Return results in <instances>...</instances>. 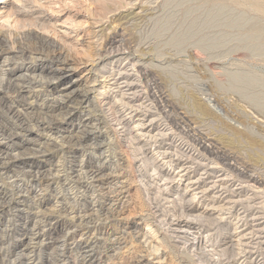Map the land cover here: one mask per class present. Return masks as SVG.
Listing matches in <instances>:
<instances>
[{"label":"rangeland","instance_id":"rangeland-1","mask_svg":"<svg viewBox=\"0 0 264 264\" xmlns=\"http://www.w3.org/2000/svg\"><path fill=\"white\" fill-rule=\"evenodd\" d=\"M0 37L8 57L42 42L67 58L71 70L46 55L8 63L42 68L43 95L62 94L47 83L56 91L78 83L48 109L10 97L44 118L16 143L25 155L45 151L25 170L47 176L37 183L14 172L9 184L0 171V264H24L20 226L36 211L47 233L30 258L41 254L44 264H264V0H0ZM57 132L58 145L46 141ZM39 189L38 205L22 202ZM207 207L216 211L202 215Z\"/></svg>","mask_w":264,"mask_h":264},{"label":"bare ground","instance_id":"bare-ground-1","mask_svg":"<svg viewBox=\"0 0 264 264\" xmlns=\"http://www.w3.org/2000/svg\"><path fill=\"white\" fill-rule=\"evenodd\" d=\"M97 37V36H96ZM112 42V41H111ZM44 44V43H43ZM42 44V42L41 43H39V45H38V47L37 48H34L33 46H31L32 48H30V47H22V46H18L17 47V51L18 52H16L15 53V55H13V56H7V54H6V52H7V49L5 48V42H3V40H2V37H0V58H3V61L1 62V64H0V66H2V68H0V91L2 92V94H4L2 97H0V141H3V140H5L6 142H7V144L6 145H3V143L2 142H0V171L2 172H5V174L4 175H6L4 178L5 179H7L8 181H10V183L9 184H14L17 180L15 179V178H17V174H14V172H17V173H21V175H24L25 177H30V178H32L31 180L32 181H34V182H37L40 178H44V176L46 175L47 176V174H45L46 173V171L45 170H43L42 172H41V169H39L40 171H38V172H35V173H33L34 171L32 170V173H30V171L28 172V170L26 171L25 169L26 168H28L29 166L27 165L26 166V163H29V164H32L34 161H36V160H34V159H42L43 160V158H46L47 157V155H43V153H42V150H41V152H37L36 150H37V148L33 151V152H31V153H27V155H25V151L27 150V148L25 149L24 148V146H19V147H17L18 146V144L16 143L17 141H18V138L19 137H21V136H24V135H28L30 132H32L33 133V131L34 130H37L38 128H40V127H43V123H40L39 124V122H44L42 119H44V118H39V117H33V115L32 116H29V114H28V112H26V111H24L23 110V108L18 104V103H16L13 99H11L10 97L11 96H13L15 99H17V98H22L24 101H25V104H26V106H29V107H31V106H33L34 104L35 105H37V103H41L39 106H44L45 107V109H48V108H50L49 107V103H52L53 101H55V100H57L56 98H57V95H59V96H62V95H65V96H70L71 94L72 95H74V89L73 88H76L77 87V85H78V83L75 81V82H73V83H70L71 85H69V86H67V87H65L63 90L61 89L60 91H56V86L55 85H52V84H50V83H47V88H51L52 89V91H54V92H58V93H62V94H57V95H55V96H51V97H47V96H49V95H46V94H44L43 95V93H41V91L40 90H42V89H45L46 90V82H45V80H44V75L43 76H41L42 74V72H43V69L42 68H36V67H34V65L33 66H30V67H28V68H22V70H20L21 68H19V71H17V69H16V66L15 67H12L11 68V66L10 65H8V63H10L11 61H13V60H20V61H26V60H29V61H33V60H35V59H37L36 57H41V56H47V57H49L52 61H56V62H58L60 65H62L63 67H65V68H67L68 70H71L72 68H71V64H69V61L67 60V58L65 57H63V53L59 50V49H55V50H48V49H46V48H44V45ZM112 44V43H111ZM109 45V44H108ZM26 48V49H25ZM101 48V47H100ZM109 48V47H108ZM28 50V51H27ZM99 52V51H98ZM97 52V53H98ZM102 52V51H101ZM103 53V52H102ZM117 53V52H116ZM121 54V53H120ZM124 54V53H123ZM31 55H32V57H31ZM2 56H4V57H2ZM46 57V58H47ZM121 57V56H120ZM120 59V58H119ZM50 60V61H51ZM98 61H99V59H98ZM16 62V61H15ZM96 62H97V59H96ZM100 62V61H99ZM103 62V61H102ZM107 62V61H106ZM114 62V61H113ZM57 65V64H56ZM116 65V64H115ZM132 65V64H131ZM9 66V67H8ZM91 66V65H90ZM5 67H8V68H5ZM52 67V66H51ZM105 67V66H104ZM132 67H133V65H132ZM102 68V67H101ZM121 68V67H120ZM130 68V67H129ZM49 69V68H48ZM47 69V70H48ZM61 69V68H60ZM100 70V69H99ZM120 70V69H119ZM125 70V69H124ZM128 70V69H127ZM130 70H132V69H130ZM46 71V70H45ZM89 71V70H88ZM102 71V70H101ZM104 71H105V69H104ZM113 71V70H112ZM121 71V70H120ZM100 72V71H99ZM110 72V71H109ZM113 72H115V71H113ZM118 72V71H117ZM37 73V74H36ZM87 73V72H86ZM89 73H90V71H89ZM103 73V72H102ZM120 74H121V72H119ZM53 76H56V75H60L61 76V74H56L55 72L54 73H51ZM119 74V75H120ZM123 74V73H122ZM132 74V73H131ZM87 75V74H86ZM104 75V74H103ZM113 75V74H112ZM117 75H118V73H117ZM109 76V75H108ZM114 76V75H113ZM112 76V77H113ZM128 76V75H127ZM52 77V76H51ZM89 77V76H88ZM102 77V76H101ZM134 77V76H133ZM60 78V77H59ZM84 78V77H83ZM87 78V77H86ZM103 78H104V76H103ZM119 78V77H118ZM65 79V78H64ZM92 79V78H91ZM110 79V78H109ZM116 79V78H115ZM84 80H88V79H84ZM104 80H106V79H104ZM137 80V79H136ZM69 82V81H68ZM107 82V81H106ZM108 82H111V81H108ZM131 82V81H130ZM85 83H86V81H85ZM112 83V82H111ZM121 83V82H120ZM119 83V84H120ZM109 85V84H108ZM117 85V84H116ZM121 85V84H120ZM130 85H131V83H130ZM82 86V85H81ZM91 87V86H90ZM118 87V86H117ZM116 87V88H117ZM121 87V86H120ZM119 87V88H120ZM127 87V86H126ZM134 87V86H133ZM33 88V90H31ZM92 88H93V86H92ZM106 88V87H105ZM104 88V89H105ZM115 88V87H114ZM119 88H117V89H119ZM70 89H73V90H71L70 92H68V90H70ZM116 89V90H117ZM26 90H29V91H26ZM35 90H38V91H35ZM58 90V89H57ZM83 90V89H82ZM86 90H88V89H86ZM124 90V89H123ZM129 90V89H128ZM85 91V90H84ZM97 91V90H96ZM48 91L46 90V93H47ZM86 92V91H85ZM98 92V91H97ZM118 92V91H117ZM131 92V91H130ZM129 92V93H130ZM90 93V92H89ZM123 94H124V92H122ZM128 93V92H127ZM127 93H125V94H127ZM128 93V94H129ZM132 93V92H131ZM77 94V93H76ZM114 94V93H113ZM116 94V93H115ZM121 94V93H120ZM125 94H124V96H125ZM134 94V93H133ZM72 95H71V97H72ZM84 95V94H83ZM101 95H102V93H101ZM122 95V94H121ZM86 96H87V94H86ZM86 96H84V97H86ZM137 96V95H136ZM63 97V96H62ZM105 97V95L103 96V98ZM121 97V96H120ZM67 98H69V97H67ZM122 98V97H121ZM129 98H130V95H129ZM65 99H66V97H65ZM96 99V98H95ZM126 99V98H125ZM127 99H128V97H127ZM62 100V99H61ZM60 100V101H61ZM106 100V99H105ZM136 100V99H135ZM63 101V100H62ZM77 101V100H76ZM91 101V100H90ZM126 101V100H125ZM23 102V101H22ZM121 102V101H120ZM131 102H133V101H131ZM136 102V101H135ZM54 103V102H53ZM77 103V102H76ZM91 103V102H90ZM128 103V102H127ZM62 104V103H61ZM80 104V103H79ZM122 104V103H121ZM123 104H124V102H123ZM132 104V103H131ZM81 105V104H80ZM125 105V104H124ZM39 106H37V107H39ZM77 106H78V104H77ZM76 106V107H77ZM24 107V106H23ZM125 107V106H124ZM132 107V106H131ZM68 108V107H67ZM70 108V107H69ZM84 108H86L85 106H84ZM133 108V107H132ZM138 108V107H137ZM37 109V108H36ZM76 109V108H75ZM123 109V108H122ZM128 109V108H127ZM140 109V108H139ZM27 110H31V108H28ZM67 110H69V109H67ZM73 110L74 109H71L70 111H69V114L68 115H72L71 113L73 112ZM126 109H124V111H125ZM144 110V109H143ZM86 111V110H85ZM123 111V112H124ZM137 111V110H136ZM142 111V110H141ZM198 111V110H197ZM79 112V111H78ZM121 112V111H120ZM122 112V113H123ZM147 112V111H146ZM74 113V112H73ZM135 113V112H134ZM101 114V113H100ZM125 114V113H124ZM127 114V113H126ZM130 114V113H129ZM131 114H133V113H131ZM119 115V114H118ZM39 116V115H38ZM101 116V115H100ZM122 116H125L126 117V115H122ZM133 117H135V116H133ZM82 121H84V120H82ZM97 121V120H96ZM151 121V120H150ZM51 122V121H50ZM80 123V122H79ZM97 124V123H96ZM50 125H55L53 122H51V123H47V126H50ZM58 125V124H57ZM57 125H56V127H57ZM148 125V124H147ZM72 126V125H71ZM79 126V125H78ZM138 126V125H137ZM137 126H135V127H137ZM139 127V126H138ZM54 128V127H53ZM92 128V127H91ZM124 128V127H123ZM45 129L46 128H44L43 130L45 131ZM74 129V128H73ZM78 129V128H77ZM136 129V128H135ZM48 131V130H47ZM70 131V130H69ZM68 131V132H69ZM82 131V130H81ZM147 131H148V129H147ZM37 132V131H36ZM64 132V131H63ZM75 132H78V131H75ZM128 132V131H127ZM80 133V132H79ZM60 134V132H57V133H51V134H47V136L46 137H48V138H50V139H48V138H46L47 140L46 141H49V140H52V142L54 143L55 141V143H56V145H58L59 143H60V141H59V138H58V135ZM71 134V133H70ZM67 135V134H66ZM32 137V136H31ZM62 137H65V136H62ZM70 138V137H69ZM72 139H74L73 137H71ZM75 138H76V136H75ZM65 139V138H64ZM128 139V138H127ZM61 140V139H60ZM32 141H34V142H36V140H31V141H29V142H32ZM67 141V140H66ZM70 142V141H69ZM80 142V141H79ZM22 143V142H21ZM33 143V142H32ZM39 143V142H38ZM54 143V144H55ZM65 144V143H64ZM41 145H43L41 142L38 144V146H41ZM45 145L47 146V144L45 143ZM44 145V146H45ZM61 146V145H60ZM197 146V145H196ZM9 147H12L13 149L10 151V150H8L7 148H9ZM48 147V146H47ZM46 147V148H47ZM59 147V146H58ZM202 147V146H201ZM200 147V148H201ZM206 147V146H205ZM85 148V147H84ZM185 148V147H184ZM207 148V147H206ZM20 149V151L22 150V153H20V151L19 152H15V154L13 153V150L14 151H18ZM45 149V148H44ZM50 149V148H49ZM31 150V149H30ZM204 150H205V148H204ZM209 150V149H208ZM208 150H207V152H208ZM44 151V150H43ZM47 151V150H46ZM49 151V150H48ZM211 152V151H210ZM42 153V154H41ZM44 153H45V151H44ZM191 154V153H190ZM210 154V153H209ZM41 155V156H40ZM182 155V154H181ZM177 156V155H176ZM198 157H199V155H197ZM73 157V156H72ZM75 158V157H74ZM125 158H127V156L125 157ZM204 159V158H203ZM121 160V159H120ZM131 160V159H130ZM79 161V160H78ZM86 161V160H85ZM126 161V160H125ZM201 161H202V159H201ZM205 161H207V160H205ZM50 162V161H49ZM60 161H58V163H59ZM204 162V161H203ZM57 163V162H56ZM70 163H72V162H70ZM81 163H83V161L81 162ZM190 163V162H189ZM208 163V162H207ZM61 164V163H60ZM63 164V163H62ZM174 164V163H173ZM204 164V163H203ZM34 165V164H33ZM97 165V164H96ZM197 165H198V163H197ZM51 166V165H50ZM54 166V165H53ZM78 166V165H77ZM117 166V165H116ZM226 166V165H225ZM189 167V166H188ZM54 168H55V166H54ZM193 168H194V166H193ZM229 168V167H228ZM30 169V168H29ZM49 169V168H48ZM95 169H96V166H95ZM186 169H188L187 167H186ZM191 169V168H190ZM196 169H197V166H196ZM17 170V171H16ZM83 170V169H82ZM198 170V169H197ZM204 170V169H203ZM36 171V170H35ZM184 171V170H183ZM202 171V170H201ZM209 171V170H208ZM2 172V173H3ZM49 172V171H48ZM94 172V171H93ZM92 172V173H93ZM97 172V171H96ZM185 172V171H184ZM190 172H191V170H190ZM252 172V171H251ZM260 172V171H259ZM170 173V172H169ZM194 173V172H193ZM210 173H211V171H210ZM49 174V173H48ZM225 174V173H224ZM49 175H51V173L49 174ZM76 175V174H75ZM74 175V176H75ZM116 175V174H115ZM120 175V174H119ZM173 175V174H172ZM181 176H182V174H180ZM203 175V174H202ZM240 175V174H239ZM55 176V175H54ZM95 176V175H94ZM192 176V175H191ZM194 176V175H193ZM211 176V175H210ZM222 176V175H221ZM23 177V176H22ZM53 177V176H52ZM76 177V176H75ZM92 177H93V174H92ZM198 177H201V176H199L198 175ZM224 177V176H223ZM222 177V178H223ZM230 177V176H229ZM19 178V177H18ZM55 178V177H54ZM111 178H113V177H111ZM177 178V177H176ZM221 178V179H222ZM250 178V177H249ZM1 179V178H0ZM95 179V178H94ZM96 179H97V177H96ZM187 180H188V178H186ZM185 179V180H186ZM192 179V178H191ZM196 179H198V178H196ZM207 179V178H206ZM30 180V179H29ZM28 180V181H29ZM182 180V179H181ZM199 180V179H198ZM223 180V179H222ZM225 180H227V179H225ZM229 180V179H228ZM227 180V181H228ZM254 180V179H253ZM4 181V180H3ZM56 181V180H55ZM78 181V180H77ZM96 181V180H95ZM99 181V180H98ZM216 181H220V180H216ZM249 181V180H248ZM1 182H2V180H1ZM6 182V181H5ZM5 182H4V185H6L5 184ZM41 182V181H40ZM69 182V181H68ZM90 182V181H89ZM91 182H93V181H91ZM101 182V181H100ZM103 182V181H102ZM213 182V181H212ZM262 182V181H261ZM7 183V182H6ZM22 183H23V181H22ZM38 183V182H37ZM104 183V182H103ZM109 183V182H108ZM185 183V182H184ZM199 182L198 181H196V182H188V185H190V186H194V185H197ZM252 183V182H251ZM48 184V183H47ZM105 184H107V183H105ZM162 184V183H161ZM214 184H216V183H214ZM2 185V184H1ZM8 185V184H7ZM53 185V184H52ZM207 185V184H206ZM209 185V184H208ZM226 185V184H225ZM239 185V184H238ZM12 186V185H11ZM22 186V185H21ZM33 186V185H32ZM35 186H37V185H35ZM55 186V185H54ZM258 186V185H257ZM10 187V186H9ZM98 187H100L99 185H98ZM113 187V186H112ZM203 187V186H202ZM208 187V186H207ZM19 188H20V186H19ZM18 188V189H19ZM25 188V187H24ZM45 188H46V186H45ZM71 188H72V186H71ZM91 188V187H90ZM93 188V187H92ZM190 188V187H189ZM193 188H195V187H193ZM212 188V187H211ZM237 188V187H236ZM248 188V187H247ZM27 189V188H26ZM29 189V188H28ZM36 189H38V187L36 188ZM42 189V188H41ZM76 189V188H75ZM100 189H101V187H100ZM110 189V188H109ZM162 189H164V188H162ZM200 189V188H199ZM227 189V188H226ZM251 189V188H250ZM4 190V189H3ZM33 190V189H32ZM47 190V189H46ZM55 190V189H54ZM108 190V189H107ZM190 190V189H189ZM192 190V189H191ZM195 190H197V189H194V191ZM237 190V189H236ZM44 191V190H43ZM50 191H52V190H50ZM56 191V190H55ZM66 191V190H65ZM71 191V190H70ZM158 191V190H157ZM187 191H188V189H187ZM218 191V190H217ZM245 191V190H244ZM255 191V190H254ZM257 191V190H256ZM14 192H16V191H14ZM18 192V191H17ZM39 192H41V190L39 189V191L36 193V192H33L32 194H31V190L30 191H28V190H26V192H25V195L26 196H23V197H26L25 198V200L24 201H22V202H29V200L31 199L33 202H34V204H36V205H38V202H40L39 200H40V198H42L41 196H43V194H42V192L41 193H39ZM95 192H96V190H95ZM107 192V191H106ZM114 192V191H113ZM13 193V192H12ZM70 193V192H69ZM190 193V192H189ZM196 193V192H195ZM217 193H219V192H217ZM225 193H226V190H225ZM224 193V194H225ZM237 193V192H236ZM255 193V192H254ZM4 194V193H3ZM83 194V193H82ZM98 194V193H97ZM213 194H214V192H213ZM223 194V193H222ZM238 194V193H237ZM20 195V194H19ZM69 195V194H68ZM71 195V194H70ZM96 195V194H95ZM122 195V194H121ZM196 195H198V193L197 194H191V196H192V198H193V196H196ZM202 195H204V194H202ZM206 195V194H205ZM219 195V194H218ZM232 195H235V194H232ZM73 196H75V194L73 195ZM213 196V195H212ZM215 196V195H214ZM213 196V197H214ZM223 196V195H222ZM221 196V197H222ZM257 196V195H256ZM15 197V196H14ZM220 197V196H219ZM230 197V196H229ZM258 197V196H257ZM54 198V197H53ZM63 198H65V197H63ZM68 198V197H67ZM67 198H66V201H67ZM78 198V197H77ZM85 198V197H84ZM105 198V197H104ZM108 198H109V196H108ZM117 198V197H116ZM119 198H120V196H119ZM186 198V197H185ZM215 198H217V196H215ZM236 198V197H235ZM11 199V198H10ZM13 199V198H12ZM18 199H19V197H18ZM17 199V200H18ZM70 198H68V200H69ZM86 199V198H85ZM97 199V198H96ZM118 199V198H117ZM176 199V198H175ZM197 199V198H196ZM202 199V198H201ZM213 199V198H212ZM222 199V198H221ZM249 199V198H248ZM260 199V198H259ZM23 200V199H22ZM60 200H62V199H60ZM76 200V199H75ZM79 200V199H78ZM107 200V199H106ZM114 200V199H113ZM172 200V199H171ZM207 200V199H206ZM218 200V199H217ZM238 200V199H237ZM251 200V199H250ZM3 201H7V203L6 204H9V202L10 201H8V199L5 197V200L3 199ZM55 201V200H54ZM72 201V200H71ZM90 201H91V199H90ZM95 201V200H94ZM94 201H93V203H94ZM116 201V200H115ZM188 201V200H187ZM209 201V200H208ZM226 202H227V200H225ZM224 201V202H225ZM228 201H229V199H228ZM236 201V200H235ZM234 201V202H235ZM20 202V201H19ZM31 202V201H30ZM73 202V201H72ZM82 202V201H81ZM84 202V201H83ZM107 202V201H106ZM120 202V201H119ZM182 202V201H181ZM189 202H191L190 200H189ZM193 202V201H192ZM203 202V201H202ZM237 202V201H236ZM241 202V201H240ZM248 202V201H247ZM250 202V201H249ZM258 202V201H257ZM56 204L54 205H52V206H54V207H58V205H57V203L58 202H55ZM66 203H68V202H66ZM70 204H71V202H69ZM186 203V202H185ZM188 203V202H187ZM198 203V202H197ZM201 203V202H200ZM228 203V202H227ZM232 203V202H231ZM244 203V202H243ZM17 204V203H16ZM23 204V203H22ZM25 204V203H24ZM40 204V203H39ZM73 204H74V202H73ZM95 204V203H94ZM99 204V203H98ZM102 204V203H101ZM108 204V203H107ZM118 204V203H117ZM210 204V203H209ZM235 204V203H234ZM234 204H232V206L234 205ZM241 204V203H240ZM4 205V204H3ZM30 205V204H29ZM64 205V204H63ZM75 205V204H74ZM73 205V206H74ZM100 205V204H99ZM103 205V204H102ZM187 205V204H186ZM224 205V204H223ZM8 206V205H7ZM51 206V207H52ZM65 206V205H64ZM93 206V205H92ZM95 206V205H94ZM110 206V205H109ZM114 206V205H113ZM208 206V205H207ZM212 206V205H211ZM221 206H222V204H221ZM252 206V205H251ZM250 206V207H251ZM2 207V206H1ZM6 207V206H5ZM27 207H30V206H27ZM33 207H35V206H33ZM67 208H68V206H66ZM99 207V206H98ZM115 207V206H114ZM118 207H120V206H118ZM209 207V206H208ZM208 207H207V209H205V210H203L202 212L200 211V213L202 214V215H205L206 213L207 214H209V216L211 215V214H213V213H209V212H213L215 209L214 208H210V209H208ZM217 207V206H216ZM220 207V206H219ZM238 207V206H237ZM253 207V206H252ZM257 207V206H256ZM262 207V206H261ZM8 208H10V207H8ZM25 208V207H24ZM60 208V207H59ZM59 208H57L58 210H59ZM73 208V207H72ZM102 208H103V206H102ZM149 208V207H148ZM193 208V207H192ZM222 208V207H221ZM224 208V207H223ZM228 208V207H227ZM249 208V207H248ZM255 208V207H254ZM14 209V208H13ZM31 209V208H30ZM62 209V208H61ZM80 209H82V208H80ZM105 209V208H104ZM107 209V208H106ZM194 209V208H193ZM229 209V208H228ZM227 209V210H228ZM253 209V208H252ZM19 210H20V208H19ZM25 210V209H24ZM42 210V209H41ZM58 210H55L54 211V213H57L56 211H58ZM75 210V209H74ZM110 210V209H109ZM186 210V209H185ZM218 210V209H217ZM225 210V209H224ZM227 210H225V211H227ZM233 210V209H232ZM10 211V210H9ZM12 211V210H11ZM21 211V210H20ZM26 211H27V209H26ZM34 211V210H33ZM33 211H32V213H33ZM51 211H53V210H51ZM83 211V210H82ZM85 211V210H84ZM88 211H90V210H88ZM93 211H94V209H93ZM92 211V212H93ZM97 211V210H96ZM106 211V210H105ZM112 211V210H111ZM115 211V210H114ZM196 211V210H195ZM199 211V210H198ZM216 211V210H215ZM257 211V210H256ZM23 212V211H22ZM28 212H29V210H28ZM91 212V213H92ZM102 212V211H101ZM194 212V211H193ZM218 212V211H217ZM220 212V211H219ZM239 212H241L242 213V211H239ZM29 213H31V212H29ZM39 213H40V211H39ZM41 213H43L42 211H41ZM45 213V212H44ZM43 213V214H44ZM62 213V212H61ZM60 213V214H61ZM70 213V212H69ZM84 213V212H83ZM90 213V212H89ZM94 213V212H93ZM97 213V212H96ZM107 213H108V211H107ZM110 213V212H109ZM260 213V212H259ZM7 214V213H6ZM46 214V213H45ZM44 214V215H45ZM52 214V213H51ZM68 214V213H67ZM75 214V213H74ZM197 214V213H196ZM42 215V214H41ZM48 215V214H47ZM46 215V216H47ZM54 215H56V214H54ZM65 214H63V216H64ZM77 215V214H76ZM79 215V214H78ZM83 215V214H82ZM87 215V214H86ZM90 215V214H89ZM98 215V214H97ZM102 215V214H101ZM220 215V214H219ZM43 216V215H42ZM61 216V215H60ZM67 216V215H66ZM71 216V215H70ZM91 216V215H90ZM99 216V215H98ZM113 216V215H112ZM197 216V215H196ZM25 217V222H23V224L20 226V231L22 232V241L20 242V244L19 245H22V249H20L21 250V253H20V255L18 256V257H20L21 256V259H23V261H24V264H44V261L42 262L41 261V258H40V256H41V254H40V252H39V254H40V256L38 257V259L37 258H35V259H33V258H30V253H32L33 251H35L34 249L36 248H38V249H40L39 247H40V245H42V243H41V239H42V237H44L43 236V234L45 233L44 231L42 232V226H44V224L42 223V221H41V219H39L41 216L38 214V212L36 211V213L35 214H28V215H25L24 216ZM44 217V216H43ZM48 217V216H47ZM57 217V216H56ZM85 217V216H84ZM89 217V216H88ZM87 217V218H88ZM95 217V216H94ZM97 217V216H96ZM111 217V216H110ZM204 217V216H203ZM214 217V216H213ZM258 217V216H257ZM42 218V217H41ZM60 218H62V216L60 217ZM65 218V217H64ZM67 218V217H66ZM65 218V219H66ZM72 218L73 219H75L74 218V215L72 216ZM86 218V217H85ZM84 218V219H85ZM90 218V217H89ZM88 218V219H89ZM107 218V217H106ZM199 218H201V216L199 217ZM260 218V217H259ZM9 219H12V218H9ZM45 219V218H44ZM68 219H71V218H68ZM78 219V218H77ZM108 219H110V218H108ZM113 219H114V216H113ZM178 219V218H177ZM222 219V218H221ZM254 219V218H253ZM252 219V220H253ZM257 219V218H256ZM48 220L49 221H51L52 222V220H55V218H48ZM61 220V219H60ZM62 220H63V218H62ZM72 220V219H71ZM70 220V221H71ZM79 220H80V218H79ZM259 220V219H258ZM261 220H262V218H261ZM264 220V219H263ZM7 221V220H6ZM64 221V220H63ZM65 221H67V219L65 220ZM88 221V220H87ZM109 221V220H108ZM254 221V220H253ZM257 221V220H256ZM59 222V221H58ZM226 222V221H225ZM263 222V221H262ZM10 223V222H9ZM45 223V222H44ZM56 223V222H55ZM105 223H107L106 221H105ZM215 223V222H214ZM241 223V222H240ZM258 223V222H257ZM8 224V223H7ZM31 224H33V226L31 225ZM53 224V223H52ZM82 224V223H81ZM87 224V223H86ZM108 224V223H107ZM243 224V223H242ZM259 224V223H258ZM30 225L32 226V227H30ZM49 225V224H48ZM241 225V224H240ZM244 225V224H243ZM254 225V224H253ZM46 226V225H45ZM61 226V225H60ZM70 226H71V224H70ZM77 226V225H76ZM81 226H83V225H81ZM86 227H87V225H85ZM90 226V225H89ZM95 226V225H94ZM239 226V225H238ZM250 226V225H249ZM252 226V225H251ZM255 226H257V225H255ZM5 228L2 230V234H3V232H5V233H10V230H9V228L11 227H9L8 225L6 226H4ZM64 227H66V226H64ZM69 227V226H68ZM79 227V226H78ZM77 227V228H78ZM242 227V226H241ZM244 227V226H243ZM247 227V226H246ZM254 227V226H253ZM258 227V226H257ZM264 227V226H263ZM76 228V227H75ZM74 228V229H75ZM82 228H84V226L82 227ZM98 228V227H97ZM154 228V227H153ZM191 228V227H190ZM249 228V227H248ZM260 228V227H259ZM11 229V228H10ZM48 229V228H47ZM52 229V228H51ZM66 229H68L67 227H66ZM85 229V228H84ZM90 229V228H89ZM104 229V228H103ZM240 229V228H239ZM18 230V229H17ZM63 230V229H62ZM264 230V229H263ZM1 231V230H0ZM9 231V232H8ZM49 231V230H48ZM52 231V230H51ZM67 231V230H66ZM85 231V230H84ZM100 231V230H99ZM251 231V230H250ZM259 231H260V229L257 231L258 233H259ZM64 232V231H63ZM70 232V231H69ZM68 231H67V233H69ZM87 232V231H86ZM188 232V231H187ZM256 232V233H257ZM47 233V232H46ZM45 233V234H46ZM88 233V232H87ZM101 233H102V231H101ZM138 233V232H137ZM76 234V233H75ZM93 234V233H92ZM108 234V233H107ZM65 235V234H64ZM66 235H68V234H66ZM83 235V234H82ZM102 235V234H101ZM138 235V234H137ZM2 236V235H1ZM5 236V235H4ZM49 236V235H48ZM51 236V235H50ZM71 236V235H70ZM85 236V235H84ZM127 236H129V235H127ZM140 236V235H139ZM65 237V236H64ZM80 237V236H79ZM83 237V236H82ZM137 237V236H136ZM179 237V236H178ZM246 237V236H245ZM260 237V236H259ZM258 236H257V238H259ZM2 238H4V237H2ZM49 238V237H48ZM68 238V237H67ZM72 238V237H71ZM74 238V237H73ZM114 238V237H113ZM250 238V237H249ZM248 238V239H249ZM93 239V238H92ZM120 239V238H119ZM230 239V238H229ZM235 239V238H234ZM251 239V238H250ZM254 239H256V236H255V238ZM44 240V239H43ZM63 240V239H62ZM83 240V239H82ZM81 240V241H82ZM121 240V239H120ZM245 240V239H244ZM246 240H247V238H246ZM245 240V241H246ZM253 240V239H252ZM258 240V239H257ZM256 240V241H257ZM59 241V240H58ZM64 241V240H63ZM66 241V240H65ZM85 241H87V240H85ZM109 241H110V239H109ZM118 241V240H117ZM231 241V240H230ZM229 241V242H230ZM46 242V241H45ZM57 242V241H56ZM62 242V241H61ZM60 242V243H61ZM90 242V241H89ZM148 242V241H147ZM238 242H240V241H238ZM259 242V240L257 241V243ZM261 242V241H260ZM262 242H264V241H262ZM63 243H68V242H63ZM70 243V242H69ZM75 243H76V241H75ZM78 243V242H77ZM194 243V242H193ZM245 243V242H244ZM251 243V242H250ZM74 244V243H73ZM87 244V243H86ZM111 244V243H110ZM78 245V244H77ZM85 245V244H84ZM93 245V244H92ZM148 245V244H147ZM228 245V244H227ZM235 245V244H234ZM238 245H239V243H238ZM237 245V246H238ZM46 246V245H45ZM58 246V245H57ZM61 246H63V245H61ZM60 246V247H61ZM244 246H246V245H244ZM59 247V248H60ZM72 247H74V246H72ZM77 247V246H76ZM78 247H80V245H78ZM91 247V246H90ZM232 247V246H231ZM247 247V246H246ZM249 247V246H248ZM255 247V246H254ZM58 248V247H57ZM69 248V247H68ZM84 248H86V247H84ZM116 248V247H115ZM233 248V247H232ZM63 249V248H62ZM61 249V250H62ZM70 249V248H69ZM113 249V248H112ZM1 250V249H0ZM19 250V249H18ZM63 250H66V249H63ZM78 250V249H77ZM80 250V249H79ZM70 251V250H69ZM88 251H90V250H88ZM92 251V250H91ZM117 251V250H116ZM56 252V251H55ZM86 252V251H85ZM149 252V251H148ZM18 253V252H17ZM36 253V252H35ZM42 253V252H41ZM62 253V252H61ZM61 253H59V254H61ZM69 253V252H68ZM80 253V252H79ZM84 253V252H83ZM120 253V252H119ZM0 254H2V253H0ZM38 254V255H39ZM62 254H64V253H62ZM72 254V253H71ZM78 254V253H77ZM33 255V254H32ZM75 255V254H74ZM89 255V254H88ZM17 256V255H16ZM62 256V255H61ZM71 256V255H70ZM83 256V255H82ZM93 256V255H92ZM94 256H95V254H94ZM35 257V256H34ZM245 257V256H244ZM14 258V257H13ZM63 258V257H62ZM61 258V259H62ZM68 258H70L69 257V255H68ZM85 258L87 259L88 258V256H85ZM253 258V257H252ZM15 259V258H14ZM18 259V258H17ZM46 259V258H45ZM48 259V258H47ZM72 259V258H71ZM75 259V258H74ZM208 259V258H207ZM2 260H4V258L2 259ZM57 260H59V259H57ZM76 260V259H75ZM90 260H91V258L89 257L87 260H83V264H84V262H85V264H87V263H89L90 262ZM93 260V259H92ZM91 260V261H92ZM209 260V259H208ZM251 260V259H250ZM8 261V260H7ZM20 261V260H19ZM47 261V260H46ZM56 261V260H55ZM81 261V260H80ZM95 261V260H94ZM252 261V260H251ZM253 261H254V259H253ZM54 262V261H53ZM58 262V261H57ZM65 262H66V260H65ZM69 262V261H68ZM73 262V261H72ZM3 263V261L1 262V264ZM5 263H6V260H5ZM9 263V262H8ZM12 263V262H11ZM20 263V262H19ZM48 263H49V261H48ZM47 263V264H48ZM52 263V262H51ZM74 263V262H73ZM90 263H92V262H90ZM98 263V262H97ZM4 264V263H3ZM21 264V263H20ZM53 264V263H52Z\"/></svg>","mask_w":264,"mask_h":264}]
</instances>
